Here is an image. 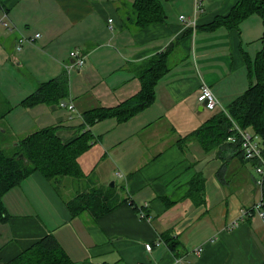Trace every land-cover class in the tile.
I'll return each instance as SVG.
<instances>
[{
    "label": "crops",
    "instance_id": "1",
    "mask_svg": "<svg viewBox=\"0 0 264 264\" xmlns=\"http://www.w3.org/2000/svg\"><path fill=\"white\" fill-rule=\"evenodd\" d=\"M161 1L165 21L139 29L131 18L133 0H0V94L16 99L5 116L18 115L17 139L56 127L58 139L71 142L81 113L135 95L136 68L177 42L148 108L89 128L94 144L78 164L81 179L89 173L95 179L90 186L81 183L73 191V177L52 182L34 172L3 196L0 264L49 234L72 264L264 263V222L250 209L261 198L251 162L228 159L218 177L216 152L205 154L195 141L178 142L205 122L197 108L202 83L219 112L247 89L245 58L252 60L261 47L262 23L253 15L239 30L207 32L200 27L226 16L237 0H199L198 6L196 0ZM36 34L18 48L19 39ZM73 50L85 63L67 70ZM61 75L68 78L64 103L20 106L39 84ZM198 172L205 179L204 204L195 206L187 191ZM80 190L111 194L101 199H111L110 210L98 214L95 205L72 215L68 203Z\"/></svg>",
    "mask_w": 264,
    "mask_h": 264
},
{
    "label": "trees",
    "instance_id": "2",
    "mask_svg": "<svg viewBox=\"0 0 264 264\" xmlns=\"http://www.w3.org/2000/svg\"><path fill=\"white\" fill-rule=\"evenodd\" d=\"M131 7V18L139 29L165 21L161 0H133ZM253 15L259 17L263 30L259 51L252 60L245 58L248 88L227 107L225 112H216L202 126L178 140L180 144L195 141L205 154L216 152V156L222 161V168L217 172L218 177L224 173L228 159H236L243 165L249 163L243 159L238 143H226L227 137L234 132L231 131L233 123L242 131L260 137L264 158V0H237L226 16L215 17L213 21L200 27L207 32H213L218 28L239 30L240 24ZM176 43L171 42L164 51L136 68L140 90L135 95L115 107H99L81 113L80 132L71 142L63 144L56 136V127H48L17 139L11 146L10 155H6L0 149V222H5L7 218L2 202L3 196L32 173L39 172L52 182L66 176L73 178L82 176L78 158L94 144V137L89 128L94 123L108 118H116L118 122L126 121L148 108L154 102L157 83L170 71L169 57L175 50ZM68 95V78L61 75L39 84L31 95L20 102V106L29 108L38 104H60L61 101L63 103L66 101ZM19 155L23 157L18 158ZM251 164L254 166L255 163ZM204 186V177L200 172L196 173L191 178L187 191V196L195 206L204 204ZM109 191H114L113 187L109 188ZM101 194L95 191L80 193L68 203L70 213L75 215L95 205L100 208L98 214L108 212L111 207L102 203L100 199L104 200L111 194ZM261 201V210L264 213V178ZM3 264H72V262L55 236L49 234Z\"/></svg>",
    "mask_w": 264,
    "mask_h": 264
},
{
    "label": "built area",
    "instance_id": "3",
    "mask_svg": "<svg viewBox=\"0 0 264 264\" xmlns=\"http://www.w3.org/2000/svg\"><path fill=\"white\" fill-rule=\"evenodd\" d=\"M196 5H199V0H196ZM199 9V8H198ZM179 19L183 21V17L180 16ZM108 22H111L109 20ZM111 27V26H110ZM39 34H36L33 38L24 39L21 38L18 41V48L25 41L32 42L35 38H38ZM71 62L66 66V69L69 70L71 68L80 69L83 67L85 61L84 56L78 51L73 50L70 52ZM197 102L203 106V108L212 111L216 109L219 105L218 100L212 93L210 87L205 83L200 85V93L197 97ZM69 110L73 109L72 105L67 106ZM231 121V120H230ZM231 131H234L232 135H229L226 139V143L234 144L238 143L240 146L241 155L244 160L254 162V173L257 175L258 179L256 180V185L260 189L262 188L263 178H264V158L262 155L261 145H260V137L256 134H252L246 131H242L236 124L233 123V127H231ZM262 201L261 198L254 203L250 209H253L258 214V217L264 222V213L261 210ZM141 217H145L143 213H140ZM145 249L150 251L151 245L145 244ZM201 252L200 249H196L195 253L198 255ZM176 262H179L177 260Z\"/></svg>",
    "mask_w": 264,
    "mask_h": 264
},
{
    "label": "rangeland",
    "instance_id": "4",
    "mask_svg": "<svg viewBox=\"0 0 264 264\" xmlns=\"http://www.w3.org/2000/svg\"><path fill=\"white\" fill-rule=\"evenodd\" d=\"M178 56H176L177 58ZM169 62L171 63V59L169 60ZM248 82V86H249V80H247ZM247 86V88H248ZM15 104L14 102H16L15 100H11V102L9 100H6L4 98V94H0V149L3 150L5 152L6 155H10L12 153V148L11 146L16 143L17 141V136L14 134L13 132V128H15L16 121L15 119L17 118L18 115H11L10 117H6L5 114L7 111H11L13 109V104ZM198 106H200V104H197V108ZM18 111V106L15 108ZM216 112H218L216 109L209 111L207 109H203V111L199 112L198 115H201V118L203 117V121H206L208 118H210L213 114H215ZM15 131V129H14ZM79 159V158H78ZM79 163V162H78ZM86 164V162L84 163ZM86 166V165H84ZM80 167V165H79ZM90 174V173H89ZM87 174V178L85 175L84 179H81L82 177H84V175L81 176V178H73L76 180H72V181H76L74 182V185L72 186V190L74 191L76 189V187H82L81 183H85L86 182V186H90L89 183H91V181L95 180L93 179L92 175ZM80 179V180H78ZM80 182V183H77ZM116 187V186H115ZM80 193H83V190H80ZM101 200V199H100ZM111 199L105 200V203L108 204L109 206L112 204V202L110 201Z\"/></svg>",
    "mask_w": 264,
    "mask_h": 264
},
{
    "label": "water",
    "instance_id": "5",
    "mask_svg": "<svg viewBox=\"0 0 264 264\" xmlns=\"http://www.w3.org/2000/svg\"><path fill=\"white\" fill-rule=\"evenodd\" d=\"M198 110H199V111H202V110H203V106L200 105V106L198 107ZM22 157H23L22 155H19V156H18V158H22ZM110 186L112 187V186H113V183H110Z\"/></svg>",
    "mask_w": 264,
    "mask_h": 264
}]
</instances>
